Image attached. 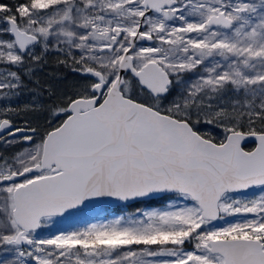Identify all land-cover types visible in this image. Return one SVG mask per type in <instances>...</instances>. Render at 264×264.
<instances>
[{"label":"snow or ice","instance_id":"1","mask_svg":"<svg viewBox=\"0 0 264 264\" xmlns=\"http://www.w3.org/2000/svg\"><path fill=\"white\" fill-rule=\"evenodd\" d=\"M49 52L85 83L0 108V146L28 145L0 150V264H264V0H0V100ZM39 111L64 118H11ZM162 194L176 202L38 235L97 198Z\"/></svg>","mask_w":264,"mask_h":264},{"label":"trees","instance_id":"2","mask_svg":"<svg viewBox=\"0 0 264 264\" xmlns=\"http://www.w3.org/2000/svg\"><path fill=\"white\" fill-rule=\"evenodd\" d=\"M9 2L14 3L15 0H9ZM4 39H8V37H3ZM37 53L40 52V47L37 46L36 48ZM58 54L56 52H49L47 55L48 63L43 66L42 69L35 71L33 75V79H38L39 84L33 83L32 79L28 77H24V82L27 85V88L20 89V95L11 101L0 100V108H3L6 104L10 103L14 109L22 108L23 106L29 104L33 96L37 94V91L42 93L39 96L40 102L44 105H52L55 102H58L62 95L71 94L76 88L80 85L85 83V78L82 77L78 72H74L71 68L64 67V66H57L56 59ZM4 65H0V68H3ZM15 71H21L20 69H10ZM45 85H51L53 90L55 91V95L49 97V93L45 90ZM13 122L18 124V126L22 127L27 121L31 127L37 129V132L42 134L47 130H51V127H54L56 124L59 123L64 117L61 116L58 120H51L49 111H39V112H20L18 116L11 117ZM51 121V124H50ZM202 130L210 131L217 140L222 138L223 133L218 127H212L210 125H202ZM253 144L247 145L246 149L253 148ZM256 189V188H254ZM172 197V195H167L162 198L158 199H151L147 201L136 202L131 205H113V206H106V205H96V206H88L86 208H93V207H100L101 211L99 214L104 216H109L113 214L122 213L125 211H134L143 206H150V205H158L166 201ZM86 208L75 211L72 214L65 215L62 217H69L75 213H81ZM96 217V215H95ZM94 216L86 217V219L82 221L92 220ZM80 222V220H79ZM74 223H71L73 225Z\"/></svg>","mask_w":264,"mask_h":264},{"label":"rangeland","instance_id":"3","mask_svg":"<svg viewBox=\"0 0 264 264\" xmlns=\"http://www.w3.org/2000/svg\"><path fill=\"white\" fill-rule=\"evenodd\" d=\"M189 78L195 79V76L192 74H189ZM18 127H20V126H18ZM35 142H38V139ZM25 147H28V145L17 143L13 147H9L7 149H4L3 146H0V150L4 151L5 153H10L13 151L21 150ZM260 191L261 190L257 187L256 189L252 188L250 190L234 193L233 195L237 198H244V197L251 198L253 196V194L258 195L260 193ZM175 202H176L175 198L172 196L161 204L153 205V206L152 205H150V206L146 205V206L140 207L138 209H141L142 211L143 210L160 209V208L167 207L169 205V203H175ZM100 211H101L100 207H93V208H86V210H84L83 212L75 213L73 215H70L69 217H62V216L54 217L53 221L50 224H48L45 227H43L42 229L38 230V235L40 237H46V236L54 235V234L58 233L59 231H69V230H74L76 228H82L89 223L111 220V219L118 217V216L139 215V213L136 212V209L132 212L131 211H125L122 213L113 214V215H109V216H104L103 213L99 214ZM92 215L94 216V218L92 220L90 219L88 221H82L81 222V220H83V219L85 220L86 217H90ZM95 215H96V217H95ZM242 218L243 217H240V216H226L223 220L213 221L212 223L215 226H225L229 222H235L236 220L242 219ZM79 220H80V222H79ZM71 223H74V224L71 225Z\"/></svg>","mask_w":264,"mask_h":264},{"label":"water","instance_id":"4","mask_svg":"<svg viewBox=\"0 0 264 264\" xmlns=\"http://www.w3.org/2000/svg\"><path fill=\"white\" fill-rule=\"evenodd\" d=\"M250 144H253L255 146L254 140H252V139L246 140L244 142V145L243 146L246 147L247 145H250ZM246 150H248V149H246ZM167 195H171V194H162V195L156 196V197L144 198V199H141V200L128 201V202L119 201V200H117L115 198H109V197L97 198V199H94L92 201L86 202V205H82L78 210H72L70 214H72L75 211L82 210V209H84V208H86L88 206H96V205H106V206H113V205H131V204H134L136 202L147 201V200H151V199H158V198H162V197L167 196ZM65 215H69V214H65Z\"/></svg>","mask_w":264,"mask_h":264},{"label":"bare ground","instance_id":"5","mask_svg":"<svg viewBox=\"0 0 264 264\" xmlns=\"http://www.w3.org/2000/svg\"><path fill=\"white\" fill-rule=\"evenodd\" d=\"M16 124V123H15ZM18 126V124H16Z\"/></svg>","mask_w":264,"mask_h":264}]
</instances>
